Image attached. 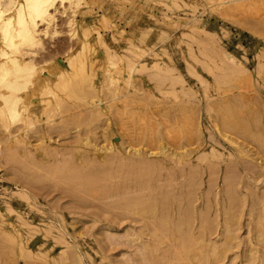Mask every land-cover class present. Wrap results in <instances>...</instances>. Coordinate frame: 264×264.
I'll use <instances>...</instances> for the list:
<instances>
[{"label":"rangeland","instance_id":"374dc122","mask_svg":"<svg viewBox=\"0 0 264 264\" xmlns=\"http://www.w3.org/2000/svg\"><path fill=\"white\" fill-rule=\"evenodd\" d=\"M85 1H86L87 5H84L86 3H83L81 5L82 15L78 16V20L81 21L82 24L85 25L86 27H92V28L95 27V29H96V26H98L96 31L98 33H100L101 37L103 38L104 44H106V45L108 44L107 46L112 48V50L116 51L118 54L122 52L121 54L124 55V56L122 55L123 58H125V54H126V56L131 55V54L129 55L130 52L125 51V50H127L126 48L131 47V43L133 44L135 42L134 45H137V46H140V45L144 46V47L148 46L152 51L150 53L151 56L148 55L145 57V63H147V66L150 67L153 64L152 63L153 61L159 60L158 62L160 63V65L162 67L163 66L166 67L167 64L169 67L170 66L172 67V65H173L174 67L172 68V70L176 69L180 77L176 76L177 75L176 70L173 71V74L171 72V74H172V75L170 74L171 76L167 75L165 73L163 74V72H162V74L165 75V77L167 78L166 81L168 80L167 81L168 86L171 88L170 89L168 87V90L166 89L165 91H168V93L171 92L172 94L174 93L173 95L170 93L169 95L162 96V94H168V93H166V92H164V93L162 92V94L158 93L161 91L157 90V84H156L157 81L152 76H150L151 72H153V71L148 69V70H146V72L145 71L143 73L140 72L141 74H139V72H138L134 75V82L135 83H133V86L135 85L134 86L135 89L133 87V91L134 90L135 91L133 92L132 89H130V91H132V93H130L129 95L132 99L128 100V102L126 103L127 106L126 105L121 106V107L119 106L120 108H117V109L111 108V109L107 110L106 108H108L109 103L112 102V101H110L111 96L109 97V95H107V94H109L108 89H107L109 84L105 80V78L103 80V78H101L100 74L98 73V75L95 78V83L98 86H101V84H102L103 86L101 87L100 90L101 91L104 90L103 93L100 92V94H99V97L102 98V105H100V109L97 106H96V108L93 107V108L89 109L88 108L89 104H82L83 101H84V103H86L89 100V97H87L86 99L83 98V101L81 99H77L75 97L74 98L71 97L72 98L71 99V98L67 97L66 93L64 92L62 94V97H61L62 100L61 101H63V100H65V101L59 105L60 111L57 110L58 108H56V107L54 108V104H49L48 105L49 107L47 106V108H49V109L46 108L47 112L44 110H43V112H41V111L39 112L41 114V116H40V114H38L39 115L38 119H36V121H34L36 124H30L29 126L33 125V126H31V128L27 127L29 130L26 129V131H25L26 134H24L25 135L24 139H26V140L28 139V141L31 142L29 145L30 147L28 146V152L24 151L23 147H21L22 145H18L17 143H11L10 144L8 141H7V143L9 145L5 143V148H4L3 142H4V139L6 137V134H3L2 128L0 127V140H1L0 141L1 142L0 143V151L2 152V153L0 152L1 153L0 154V159H1L0 160V232H1V234H0L1 235V238H0L1 239L0 240V244H1L0 245V264H78V263L79 264H137V263L138 264H149V263L150 264L151 263L152 264H158V263L159 264H174V263L175 264H201L200 261H198V260L195 261L196 258H193L194 260L191 259L190 261H187V262H181V261L174 260V259L171 260L170 257L160 255V254L164 253V251H165L164 248L167 247L166 249L168 250V249H170V247L171 248L176 247V245L178 244V241L175 238L174 234H170V232H169L167 235L168 237L161 238V240H162L161 243H160V241H157V240L155 241L154 237H153L154 240L151 239L152 238L151 236H153L152 234L154 233V229L152 227V223L149 221L150 219H148L149 218L148 214H144L145 215L144 216L143 214L139 215V214H134V213L129 214L128 212H126V213L123 212V214H124L123 215L122 211L121 210L119 211L118 208H116V206L118 204L116 202V200L117 201L120 200V197L118 199V197L115 196L117 190L116 189L114 190L112 188L114 187L115 183L120 181L121 178L125 179L127 177L132 178V179H134V181L135 180L136 181L134 182L133 180L127 179V181L125 182V186L122 187L121 189H119V191L121 193H124L125 190H126V192L127 191L130 192V193L129 192L128 193L131 195H129L128 193L125 192L128 195V196H125L126 194L124 193L125 197H129V196L131 197L132 194H133V196H135V194H136L134 192L135 188H140V187L146 188L147 187L146 185L149 186V183L146 184L148 181L150 182V185H151V183H153L152 184L153 187L155 186V188H157V187L162 186V189L164 187L165 190L166 189L170 190L169 195H172V194L175 196L178 195L177 197H179V198L181 197V193L184 191L185 192L189 191L191 194L193 193L191 195V197H192L191 205L193 204L192 205L193 211L195 210L196 212H198L199 209L202 212L204 211L203 213L204 214L207 213L206 216L208 217V219L210 217L214 216L213 218L209 219V221H212L213 223L210 222V224H212L211 228L208 231H205L204 238L206 240L208 238L207 236H209V238L206 241L207 242L206 245L211 247V245L213 243L212 246L215 245L217 248L216 249L217 253L218 254L220 253V254H219L218 259L211 261L210 264L211 263L212 264H255V263L256 264L257 263L264 264V240H262V239L260 240L261 237L259 235L261 232L260 231L261 229H262V231H264V226H262V224H264V175H262V174H264V154H262V152H264V144H262V142H264V141H262V140H264V82H262V81H264V78H262V77H264V69L258 70L261 68L260 67L261 63H262V65H264V9H262V8H264V2H262V0H256L255 3L253 2L254 4H253V9L251 10V13L254 12L257 16H254L253 13L250 14L248 12L249 14L248 13L241 14V16L239 18L230 17L231 19H229V21H230L229 22L228 21L229 17H227V15L223 16L224 13H223L222 9H220V7H218V6H217L218 9L216 8V6H214V7L211 6V3L207 2L208 0H204V1L203 0H185L184 3H186V5H183V6L181 5V3L184 0H182V1H179V0H132V1L131 0H85ZM121 1H123V2H121ZM171 1H173V3L176 1V5H175V3H174V5L177 8H174V5H171V4H173V3H171ZM191 1H192V3H191ZM249 1H253V0H249ZM257 1H260V3H258ZM95 2H96V4H95ZM193 4H195V5H193ZM209 4L211 7H209ZM181 6H182V8H181ZM184 6H187V7H184ZM259 6L262 10L259 8ZM189 7H190V9H189ZM192 7L195 8L196 10H192L191 9ZM213 9L214 10L216 9L217 11L216 10L214 11ZM124 10H126V11H124ZM259 10H261V13ZM96 15H98V16H96ZM101 15L102 16L104 15V18H105L104 20L100 19V17H102ZM167 16L169 18H167ZM192 16L195 19H193ZM96 17H98L99 19H97ZM106 18H108L110 20H108ZM176 18H178L179 20ZM96 19H97V21H96ZM174 19H175V21H173ZM196 19L199 21H197ZM93 20H95V21H93ZM194 20L196 22H194ZM237 21H239L241 24ZM97 22H99L100 25ZM173 24L175 27L173 26ZM176 24H178V25H176ZM194 24L197 25V28L193 26L194 28H196L195 30L192 28V25H194ZM190 25H191V27H189ZM105 26H106V29H105ZM200 26H204L203 27L204 29H202V27L200 28ZM107 27H108V29H107ZM176 27L177 28L179 27L180 29H177ZM183 27H186V28L189 27L188 28L189 31H188V29H186V28L184 29ZM181 28H183V30ZM191 28H192V30H191ZM199 28H200V30L201 29L202 30L199 31L198 30ZM221 28H222V30H221ZM110 29H114V30H110ZM121 29H123V30H121ZM223 29L226 32H224ZM57 30L59 33L55 36L54 39H52V40L45 39V41L43 42L44 44L42 46V52L41 53L39 52V54L37 55V58H35V64H37V66H40L38 64L53 60V62H55L60 67L66 68L67 64L64 60L65 56L70 52H72V53L76 52L79 45L76 41L77 39L69 38L68 32L66 33L67 27L65 25V18L58 17ZM193 30H194V32L197 30V32L199 31V33L204 30L206 32L204 37H205V39H208V40H204V37L202 34L204 31L202 33H200V35H199V33L195 34L194 32H191ZM102 31H103V33H101ZM188 32H190L192 34L189 33L190 34L189 35ZM223 32H224V35H223ZM90 33L91 34L93 33L92 35H94L96 32L95 31L92 32V30H91ZM111 33L113 34V36ZM183 33H185V34L187 33V34L184 36ZM207 33H210L212 35H210V34L207 35ZM197 35H199V36H197ZM194 36H196L197 40L194 38ZM209 36H210V38H208ZM114 37L116 39L120 38V40L116 41ZM198 38L200 40H198ZM127 39H128V42H127ZM191 39L192 40L195 39V41H197L199 44L200 43L203 44L202 45L203 47L201 46L203 49H205L204 45L206 47H208V45H209L208 49L211 52V54H212V51H213V53L215 52V50H213V48H217V49L218 48H220V49L224 48L225 51L231 52V54H233L236 58L240 59V61L243 62V64L246 66V68H248L247 69L248 73H250L249 74L250 75V82L252 81L250 83L252 85H249L250 90L246 87V89H243V91L241 90L242 94H239L238 90L236 91V89H234V87L233 88L232 87L231 88H225L226 86H224V88H222V84L219 81H217V84L214 83V82H216L215 78H217V77L215 76V78H213L215 80H213L212 77L214 75L210 77L211 73L208 74L207 73L208 71H204L203 68L205 66L200 63V60H198V61L196 60L198 58H200V59L204 58V57H202V55H200L201 51L200 52L198 51V48H200L201 44L199 45L198 43L192 41ZM184 40H186V41H184ZM187 42H190V44ZM71 45H73V46H71ZM188 45H190V47L193 48L194 53H193V51H191L190 53H192L193 55L195 54L194 57H192V60L194 62L197 61V63H194L192 60H190L191 56L187 55V54H189V53H187V52H189L188 48L191 49ZM43 47L46 50H43L44 49ZM123 48H125L124 51H123ZM68 49H70V50H68ZM208 49H206V50H208ZM67 50H68V53H67ZM91 50L87 49V51L86 50L84 51L85 53L82 54L84 56V58H86V59H88L90 57L91 58H93V57L98 58L99 56L102 55L101 57H103V55H104L103 45L94 44L93 49H91ZM94 50L96 53L94 52ZM153 51H154L155 55L153 54ZM160 52H164V53H160ZM197 52H199L200 56L198 55ZM121 54H119V55H121ZM164 54L167 55V57ZM215 54L216 53H214V55ZM97 55H99V56H97ZM87 56H89V57H87ZM155 56H158V57H155ZM159 56H160V58H159ZM195 56L197 58H195ZM167 58H169L170 60H168ZM98 59H100V57ZM162 60H163V62H162ZM257 61H258V64H257ZM187 62L189 63V65H187L188 64ZM200 64L203 65L204 67L199 66ZM188 66L189 67L192 66L194 68V70L192 69V71H191V72L194 71L195 72L194 74H192L191 72L187 73L188 71H190V68ZM86 67H87V65H86ZM170 68H169V70H170ZM256 68H258V69H256ZM262 68H264V66H262ZM185 69H187V70H185ZM257 72H259V73L262 72V73L259 74ZM77 74H79V73H77ZM69 75H74V74L70 73ZM77 76L81 77V75H77ZM77 76L74 75V78H72V81H77ZM80 77H79V80H81ZM176 77H179L182 81L184 80L183 85H184V87L186 86V89L191 88L194 91L193 92L191 90V92H193L195 94L194 95V98H195L194 101L188 100V97L184 94V91L181 90V88H179L180 84L176 83L177 82ZM138 78H139V80H138ZM196 79H198V80H196ZM200 79H203V80L205 79L207 81V83H205V80H204L205 86L202 84L203 80L200 81ZM136 85L138 88L136 87ZM206 85L208 87V88H206L207 90L204 89L206 87ZM106 86H107V88H105ZM102 88H105V89H102ZM200 88H202V89H200ZM215 88H217V89H215ZM175 89H177V91L179 93ZM172 90H173V92H172ZM180 90L182 91V93H180ZM222 90L229 91L228 93L230 95L227 96L228 94ZM244 90L247 93H245ZM143 91H145V92H143ZM221 91L223 93H221ZM105 92H107V93L105 94ZM203 92H204V94H203ZM243 92H244V95H243ZM135 93H137V94H135ZM176 93L178 94V96ZM231 93L233 96L231 95ZM134 94H135V96H133ZM201 94H203V97ZM216 94H218V95H216ZM247 94H249L248 95L249 97L247 96ZM143 95L146 97H144ZM237 95L239 97L243 95L244 97H242L243 99L242 98L240 99L238 97L239 98L238 99ZM138 96H140V97H138ZM212 96H214V97H212ZM230 96H232V97H230ZM163 97H165V98H163ZM207 97L209 99H206ZM133 98H135V99H133ZM136 98H138V99L136 100ZM159 98H160V100H158ZM175 98H176V100H175ZM185 98H186V100H185ZM196 98H197V100H196ZM213 98L215 100H213ZM223 98L225 99V101L227 100L228 102L231 101L232 99H234V101L237 102L236 105L238 106V108L236 105H232L230 115H232V118L236 119V121H238L240 124L242 123V125H246V128H245V129H247V130H245L246 132L244 130L238 129L237 125H235V128H237L235 130H238V132L234 131V129H233L232 131L230 130L231 132L228 131V132H230L229 134L227 131H225L223 128H221V125L219 124V120L217 118V110H218L217 107H219L218 105H221L222 102H225ZM236 98H237V100H236ZM152 99H154V100H152ZM203 99H205V100H203ZM221 99H223V100H221ZM183 100H184V102H183ZM154 101L156 104H154ZM187 101H188V103H187ZM204 101H206V102H204ZM244 101H246V102H244ZM130 102H131V104H130ZM163 102H165V103H163ZM104 104H106V105H104ZM148 104L150 106H152L153 108L148 106ZM197 104H198V106H197ZM141 105L143 106V108L145 106V108L143 109ZM183 106H184V108H183ZM210 106L211 107L213 106V108L215 109L214 112H213V108H210ZM140 107H141V111H137V109H140ZM196 107H198V108L196 109ZM205 107H206V111H205ZM50 108H51V112H50ZM193 108L195 109V111H193ZM88 109H89V111H88ZM92 109H93V111H92ZM135 109H136V111H135ZM157 109H158V111H157ZM162 109H163V111H162ZM198 109H199V111H198ZM52 111H53V113H52ZM130 111L132 114L130 113ZM182 111H183V113H182ZM187 111H188V113H186ZM234 111L236 112V114L239 113L236 118H235L236 114L234 115V113H235ZM249 111L251 113H249ZM138 112H140L139 113L140 115H138ZM45 113H47V114H45ZM48 113H49V116H48ZM112 113H114V114L112 115ZM166 113H168V115ZM98 114H100V115H98ZM142 114L144 115V117ZM46 115H47V118H46ZM50 115H52L53 117L50 118L51 117ZM131 115H133V116H131ZM146 115L147 116L149 115V116L146 117ZM163 115L165 117H163ZM166 115H167V117H166ZM186 115H188V116H186ZM248 115H250V116L248 117ZM59 116H61V117H59ZM118 117H120V118H118ZM186 117H189V118L186 119ZM251 117H253V118H251ZM145 118H146V120H145ZM182 118L186 119L188 121L192 120L194 118L196 120L198 119L197 121L195 120L196 128L198 126V128H197L198 130L194 129L197 132L193 130V132H196V133H193V135L191 133L190 134L191 136L187 139H186L185 135H184L185 138L182 137L183 133H178V134H176V138L173 139L174 141L172 139H170V140L167 139V141H166V138L164 136V132H165L164 129H168L167 127H170V128H173L172 130L169 129L171 132L177 133L179 131L178 128H180V127L183 128L185 120L181 121V120H183ZM97 119H99L100 121ZM129 119H131V120H129ZM150 119H151V121H150ZM256 119H258V120H256ZM132 120L134 122H130ZM165 120H166V122H165ZM241 120H242V122H241ZM58 121H59V124H57ZM115 121H118V122H115ZM254 121H256V122H254ZM144 122H145V125L148 122V126H150L152 129L148 128L147 125H146L147 126L146 127L143 124ZM247 122H248V124H246ZM53 123H55V124H53ZM150 123H151V125H150ZM119 124H121L122 126ZM134 124H135V126H134ZM152 124H153V126H152ZM178 124H180V125H178ZM0 125H1V123H0ZM53 125H54V127H53ZM58 125H62V126H58ZM85 125H87V126H85ZM131 125H132L133 129L131 128ZM20 127L22 128V126H20V125L14 126L13 132L17 133V131H19L18 128L20 129ZM238 127H240V126L238 125ZM39 128H41V129H39ZM174 128H177L178 130L174 129ZM55 129H57V130H55ZM139 129L141 131H143L144 133H146V132L148 133L151 129V132L152 133L154 132L156 134L155 135L153 133L155 135V138L158 140L157 141L155 139L156 141L154 140L150 144H146V140L144 139L145 142H143L141 140L142 142L137 143L138 144L137 146H138V148L141 149L140 152L142 153V154H140V156L143 155V153H144V155L141 157L135 156V154L132 152L131 146H133V145H131V144H133V143H131V142H133L134 137L130 138L135 134V130L138 131ZM128 130L131 132H129ZM10 132H12V129L10 130ZM257 132H259V133H257ZM157 133H159L161 136L160 135L157 136L158 135ZM234 133L236 134V136ZM250 133H251V135H250ZM11 134H13V133H11ZM129 134H131V135H129ZM38 135H40V136H38ZM249 135H250V137H249ZM239 136H241V137H239ZM257 136H259V137L262 136V137H260L261 138V144H259L260 138L258 139ZM177 137H178V140H180V141L177 140ZM226 137H227V139H226ZM255 138H257L258 140ZM86 139H87V142L89 141L90 143H85ZM228 139H232V141L234 140L232 142V146H231L230 141ZM74 140H76L77 142ZM175 140H177L176 143H174ZM126 141H128L129 143ZM170 141H173V142L171 143ZM183 142L185 144H182ZM36 144H38V145H36ZM40 144H41V147H40ZM88 144H91V145H93V144H98V145L105 144L108 146L109 145L113 146V149L109 153V155L115 156L116 158L118 157V159L120 161L119 163H121V164H116V165L113 164V165H115V169H114L113 165H111V166L103 165L102 166L103 171H101V170L100 171H92L90 173H88L89 172L88 171L87 175H90L92 177H91V179H84L85 181L83 183V186H84V188H87L88 186H90V183H91L90 180L94 181L93 182L94 185H92V187L91 186L88 187L90 189H88V188L84 189V188H80L81 186H79V183H78V180L83 182V180H82L83 178L81 176L74 175L76 177L75 180H77V181L73 182L74 183V185H73V183L71 181V179H73L72 178L73 175L71 174V176H70V175L66 174V172L70 174V172L67 171L68 167H70V169L73 168L74 170L75 169H78V170L82 169L83 170L84 168L89 167V166L94 164V162L88 161L86 159L83 160L84 162L83 161L79 162L80 161L79 156L77 157L76 155H74V153L78 149V147L84 149V152L87 151V149L89 147ZM161 144H165V145H167V147L170 146L169 150L173 151V152H175V150H176V152H183V150L188 151L187 152L188 154H186V155H187V158L189 156L190 157L187 159L186 155H185V158H182L183 161H182V159H180L179 161H176V160L170 161L169 160V161H167V163H165L161 166L153 167L152 170H150V172H148V174L150 173L149 179H147L148 178L147 173H145L143 170H141V168L139 166H132L133 168L125 166V165H128V164H126V162H128V159H131V158H133L131 160H140V159L144 160L145 159L144 161L147 160V162H149V163H153L154 161H155V163L159 162L160 157L157 155H150L149 151L151 150V148H153V147L155 148V145H156V148L152 149V150H153V152L156 151V153H158L159 151H157V147H159ZM177 144H179V145H177ZM180 144L183 145V147ZM188 144H190V145H188ZM79 145H83V146H79ZM176 145L181 148V151H180L179 147H177ZM233 145L235 148H236V146H237V148H239L238 149L239 152L242 150L240 152V153H242V155L239 152L234 150L235 148H233ZM258 145H260L261 147H259ZM6 146H9V147H6ZM18 146L22 149L18 148ZM44 146H45V148H44ZM13 147H14V149H13ZM16 147H17L18 151L15 149ZM52 147H54V149ZM64 147H65V149H64ZM175 147H176V149H175ZM3 148H4V150L6 149V151L3 152L2 151ZM62 148H63V150H62ZM21 151H24V152L21 153ZM212 151H214V152L212 153ZM216 151L219 152V155H217L218 152H216ZM243 152L245 153L244 156H243ZM5 153H7V154H5ZM8 153H9V155H8ZM198 153H200L201 155ZM210 153L213 154L214 156L211 155ZM113 154H115V155H113ZM220 154H221V156H220ZM237 154H240V155H237ZM67 155H69V156H67ZM231 155H232V157H230ZM3 156H4V158H3ZM6 156H8V157H6ZM18 156H20V157H18ZM64 156H65V158H64ZM73 156H74V158H73ZM212 156L214 159L212 158ZM247 156L249 158L252 156L250 158L251 160ZM27 157H29V158L27 159ZM67 157H69V159L71 158V160L69 161V159ZM18 158H19V160H17V162H18L17 163L16 159H18ZM125 158L127 161H125ZM200 158L202 160H200ZM5 159H6V161H5ZM156 160H158V161H156ZM199 161H200V163H199ZM256 161H257V164H256ZM69 162H71V163H69ZM90 162H92V163H90ZM77 163H78V165H76ZM122 163H124V164H122ZM213 163H215V164H213ZM206 164H207V166H206ZM248 164L251 166H249ZM259 164H260V166H259ZM26 165H28L29 167L27 168ZM85 165H87V166H85ZM117 165H119V166H117ZM176 165H178L179 168ZM188 165H190L192 167L194 166L193 169H196V170L192 169L191 173L189 171H185L186 168L188 170V167H190ZM211 165L213 166L212 168H210ZM234 165H235V167H234ZM64 166H67V167H64ZM228 166H229V169H227ZM256 166L259 168H256ZM40 167H42V168H40ZM137 168L139 169V170H137L138 173L136 171ZM23 169H24V172H23ZM25 169H26V171H25ZM40 169H42V170H40ZM63 169L65 170V172H63L64 171ZM112 169H114V170H112ZM122 169L125 171H123ZM165 170L167 171V173L165 172ZM202 170H203V172H202ZM37 171H39L38 175H37ZM259 171H261V172H259ZM12 172H13V174H12ZM94 172H95V174H94ZM156 172H158V173H156ZM151 173H153L152 174L153 177H151L152 176ZM210 173H212L214 175H211ZM233 173H234V176H233ZM46 174L49 176H46ZM54 174H56V175H54ZM154 174H155V176H154ZM25 175H27V176H25ZM32 175H34V176H32ZM52 175H54V176H52ZM171 175H173L175 177H173V176L171 177ZM50 176H52V177H50ZM66 176L68 178H71V179L66 181V179H65ZM139 176H140V178H139ZM228 176H229V178H227ZM231 177H233V178H231ZM116 178H118L117 179L118 181L116 180ZM183 178L184 179L186 178L187 180L186 179L184 180ZM27 179H28V181H27ZM154 179H156V180L154 181ZM199 179H200V182H199ZM228 179H229V181H228ZM62 180H63V182L61 183ZM86 180H89V181L87 182ZM109 180H111L112 182ZM137 180H139V181L137 182ZM170 181H172V182L170 183ZM186 181L190 185H188V184L186 185ZM223 181L225 182V184ZM233 181H234V183H233ZM142 182L144 185L140 184ZM167 182H169V183H167ZM173 182H175V183H173ZM184 182H185V184H184ZM197 182H199V185L197 184ZM174 184H175V187H174ZM227 184H229L233 188V190H234L233 192L235 193L236 200L240 198L239 201H240V205H241L240 206L239 202H237V205H236L235 210H234V216L232 218L233 221H231V223H232V225H231L232 229H231V233H230V235H232L231 237H230V235L228 237V234H226V231H225V227H222V225L224 226V223H225L224 221L226 220V218L230 214V213H228V215H227L225 212V209H224V207L227 205V200H228L227 195L224 193V189H226L225 186H227ZM75 185H77V186H75ZM177 186L179 188H177ZM183 186L185 189L183 188ZM20 187L23 188L25 191L27 190L26 192L28 195V198H27L28 201L25 199L22 200L23 197L22 198L18 197V195H19L18 191L21 189ZM186 187H190L191 189L188 188V190H187ZM79 189H83V191L82 190L79 191ZM180 189H182V190H180ZM85 190H88V192H86ZM104 190H106V191L108 190V191H110V193H108V191H107V193H108L107 194L106 191H104ZM123 190H124V192H123ZM173 190H175V191H173ZM247 190H248V192H247ZM177 191H179L180 193ZM206 191H208V192H206ZM15 192H17L18 194ZM102 192H104V193H102ZM113 192H115V193H113ZM178 193L180 194V196ZM203 193L205 196L203 195ZM111 194H113V195H111ZM4 196H6V197H4ZM112 198H113V200H112ZM194 199H196L197 202ZM204 201L206 202V204ZM221 203L223 204V206ZM205 205H206V207H205ZM208 207H209V209H208ZM210 208H211V210H210ZM117 210H118V212H117ZM113 211H115V212H113ZM214 211H215V213H214ZM221 211H222V213H221ZM134 215H135V217H133ZM147 216H148V218H147ZM143 218H145V220H143ZM213 219H215V220L213 221ZM261 219H262V221H261ZM217 220H218V222H217ZM19 222H21V223H19ZM254 223H256V224H254ZM24 224H26V225L24 226ZM145 224H146V226H145ZM251 224H252V226H251ZM28 225L30 226L29 228L27 227ZM33 225H34V228H33ZM191 225L193 226V227L191 226L193 233L195 231L201 233V229L198 228L197 220L194 219V221H192ZM46 226H48V227H46ZM110 226H111V228H110ZM214 226H215V228H214ZM146 227H147V229H146ZM257 227H259V228H257ZM211 229H213V230H211ZM107 231H109V232H107ZM124 231H127V232H124ZM131 233H132V235H131ZM104 234L107 236H105ZM117 235H119V236H117ZM120 235H121V237H120ZM224 235H226V236H224ZM5 236H6V238H5ZM11 237H13V238H11ZM127 237H130V238H127ZM137 238L139 239V241ZM55 239H57V241H59V242H57ZM145 239H146V243H148L147 241L149 240V244L151 243L150 247L152 249L155 248V250L154 249H153V251L150 250L151 252L147 251L148 255L145 256L146 258H143L144 255H142V253L139 252V249H140L139 246H141L140 244L143 243V241L145 242ZM13 240H15V241H13ZM19 240L22 241L21 247L19 246V243H18ZM139 242H141V243L139 244ZM165 242H166V244H165ZM58 243H60V244H58ZM157 243H158V245H157ZM216 243H217V245H216ZM197 245L199 246V244H197ZM197 245H193V247H195V248H191V249H196V248L197 249L194 251L191 250L190 252H193V253L196 252L200 248V247L198 248ZM158 246H160V247H158ZM23 247H24V250H23ZM40 248H42V249H40ZM162 249H163V252H161ZM218 250H222V251L219 252ZM221 252H223V253H221ZM193 253H189V254H193ZM149 254H150V256H149ZM26 255L28 256L27 258H26ZM43 255H44V257H43ZM140 257H141V259H140ZM165 257H166V259H165ZM24 258H26L25 261L23 260ZM79 258H81V259H79ZM219 258H220V261H219ZM147 259H149L151 261H149ZM249 259H250V261H249ZM143 261H145V263ZM165 261H167V262L165 263ZM179 262H181V263H179Z\"/></svg>","mask_w":264,"mask_h":264},{"label":"bare ground","instance_id":"6f19581e","mask_svg":"<svg viewBox=\"0 0 264 264\" xmlns=\"http://www.w3.org/2000/svg\"><path fill=\"white\" fill-rule=\"evenodd\" d=\"M132 1V0H131ZM179 1H182V0H179ZM204 1V0H203ZM105 2V1H104ZM121 2H123V1H121ZM185 2V0L181 3V5L183 6V5H186V3H184ZM208 3H211V6H216V8L218 9V7H220V9H222V11H223V16H225V15H227V17H229L228 18V21H229V19H231L230 17H232V18H239L240 16H241V14H245V13H250V14H252L253 13V15L254 16H257L254 12H252L251 13V10L253 9V4L256 2V0H253V1H247V0H208L207 1ZM254 2V3H253ZM258 3H260V1H257ZM262 2H264V0H262ZM83 3H86V1L85 0H0V123H1V125H0V127L2 128V131H3V134H6V137H5V139H4V144H3V146H4V148H5V143L6 144H8L7 143V141L11 144V143H17L18 145H22L21 147H23V149H24V151H27L28 152V146L30 145V141H28V139L26 140V139H24L25 138V135L24 134H26V129L27 130H29L27 127H30L31 128V126H33V125H31V126H29L30 124H36L34 121H36V119H38V114H40L39 112L41 111V112H43V110L44 111H46V108H47V106L49 105V104H54V108L56 107V108H58L57 110L58 111H60V108H59V105L62 103V102H64L65 100H63V101H61L62 99H61V97H62V94L65 92L66 93V95H67V97H69V98H71V97H75V98H77V99H81L82 101H83V98L84 99H86L87 97H89V100L86 102V103H84V101H83V103L82 104H89V106H88V108L89 109H91V108H96V106L100 109V105H102V98H100L99 97V94H100V92H102L103 93V91L104 90H100L101 89V87L103 86L102 84H101V86H98L96 83H95V78H96V76L98 75V73L100 74V76H101V78H103V80H104V78H105V80L108 82V88H107V86L105 87V88H107L108 89V93L109 94H107V95H109V97L111 96V99H110V101H112L111 103H109V105H108V108H106L107 110L108 109H111V108H114V109H117V108H120L121 106H125L126 105V103L128 102V100H130V99H132L131 97H130V93H132V91H133V87L135 86H133V83H135L134 82V75L136 74V73H138L139 72V74H141L140 72H146V70H148V69H150V70H152L153 72H151V74H150V76H152L157 82H156V84H157V90L158 91H161V92H158V93H161L162 94V92L164 93V92H166V93H168V91H165L166 89L168 90V84H167V81H166V77H165V75H163L164 73L165 74H167V75H170L171 74V72H172V74H173V71H175V70H172V68L174 67L173 65H172V67L170 68L169 66H168V64L166 65V67L165 66H161L160 65V63L157 61V60H155V61H153L152 63V65L149 67V66H147V63H145V57L146 56H148V55H150V53H151V49L149 48H147V47H144V46H137V45H134V43L132 44L131 43V47H129V48H126L127 50H125V51H128V52H130L129 53V55L130 56H126V54H125V58H123V54H121V53H119V54H121V55H119L116 51H113L112 50V48H110V47H108L106 44H104V42H103V38L101 37V35H100V33H98L97 31H96V29H97V27L98 26H96V29H95V27H86L85 25H83L82 24V22L81 21H79L78 20V16H81L82 15V9H81V5L83 4ZM102 3V2H101ZM171 3H173V1H171ZM175 3V5H176V1L174 2ZM174 3L173 4H171V5H174ZM191 3H192V1H191ZM95 4H96V2H95ZM161 4V3H160ZM178 4V3H177ZM189 4V3H188ZM187 4V5H188ZM84 5H87V3L86 4H84ZM103 5V4H102ZM175 5H174V8H177V7H175ZM193 5H195V4H193ZM192 5V6H193ZM208 5V4H207ZM261 5V4H260ZM99 6V5H98ZM178 6V5H177ZM182 6H181V8H182ZM199 6V5H198ZM210 6V4H209V7H211ZM218 6V7H217ZM105 7V6H104ZM108 7V6H107ZM121 7V6H120ZM180 7V6H179ZM184 7H187V6H184ZM200 7V6H199ZM208 7V8H209ZM262 7V6H261ZM122 8V7H121ZM170 8V7H169ZM201 8V7H200ZM259 8H260V6H259ZM91 9V8H90ZM109 9V8H108ZM171 9V8H170ZM189 9H190V7H189ZM192 10H196L195 8H191ZM212 9V8H211ZM261 9V8H260ZM262 9H264V8H262ZM261 9V10H262ZM214 10V9H213ZM216 10V9H215ZM214 10V11H215ZM261 10H259L260 11V13H261ZM124 11H126V10H124ZM204 11V10H203ZM217 11V10H216ZM170 12V11H169ZM191 12V11H190ZM193 12V11H192ZM200 12V11H199ZM198 13V12H197ZM196 13V14H197ZM248 13V14H249ZM98 14V13H97ZM102 14V13H101ZM193 14V13H192ZM199 14V13H198ZM150 15V14H149ZM171 15V14H170ZM173 15V14H172ZM252 15V16H253ZM92 16V15H91ZM96 16H98V15H96ZM102 16V15H101ZM177 16V15H176ZM186 16V15H185ZM250 16V15H249ZM261 16V15H260ZM58 17H61V18H65V25H66V27H67V31H66V33L68 32V34H69V38H74V39H77L76 41H77V43H78V48H77V50H76V52L75 53H72V52H70V53H68V50H70V49H68L67 50V55L65 56V58H64V60H65V62H66V64H67V66H66V68H63V67H60L59 65H57L55 62H53V60H51V61H46V62H44V63H41V64H38V65H40V66H37V64H35V58H37V55L39 54V52L41 53L42 52V46H43V42L45 41V39H50V40H52V39H54L55 38V36L59 33L58 32V30H57V20H58ZM86 17V16H85ZM182 17V16H181ZM187 17V16H186ZM195 17V16H194ZM220 17V16H219ZM97 19H99L98 17H96ZM167 18H169L168 16H167ZM188 18V17H187ZM192 18H193V16H192ZM225 18V17H224ZM97 19H96V21H97ZM100 19H102V20H104L105 18H104V15L102 16V17H100ZM106 19H108V18H106ZM171 19V18H170ZM176 19H178V18H176ZM193 19H195V18H193ZM243 19V18H242ZM64 20V19H63ZM101 20V21H102ZM108 20H110V19H108ZM124 20V19H123ZM179 20V19H178ZM181 20V19H180ZM197 20V19H196ZM93 21H95V20H93ZM100 21V22H101ZM171 21V20H170ZM173 21H175V19L173 20ZM177 21V20H176ZM197 21H199V20H197ZM242 21V20H241ZM85 22V21H84ZM181 22V21H180ZM187 22V21H186ZM194 22H196L195 20H194ZM230 22V21H229ZM232 22V21H231ZM237 22H239V21H237ZM243 22V21H242ZM64 23V22H63ZM97 23H99V22H97ZM109 23V22H108ZM116 23V22H115ZM172 23V22H171ZM175 23V22H174ZM240 23V22H239ZM92 24V23H91ZM241 24V23H240ZM256 24V23H255ZM98 25V24H97ZM99 25H100V23H99ZM107 25V24H106ZM114 25V24H113ZM176 25H178V24H176ZM180 25V24H179ZM184 25V24H183ZM187 25V24H186ZM90 26V25H89ZM93 26V25H92ZM95 26V25H94ZM173 26H174V24H173ZM196 27L197 28V25L196 24H194V25H192V28L195 30L196 28H194V27ZM102 27V26H101ZM110 27V26H109ZM175 27V26H174ZM189 27H191V25L189 26ZM188 27V28H189ZM202 27V29H204L203 27L204 26H200V28ZM103 28V27H102ZM114 28V27H113ZM124 28V27H123ZM177 28V27H176ZM184 29L186 28V27H183ZM183 28H181L182 30H183ZM188 28H186V29H188ZM192 28H191V30H192ZM200 28L198 29L199 31H201L200 30ZM105 29H106V26H105ZM107 29H108V27H107ZM177 29H180L179 27L177 28ZM92 30V32L93 31H95L96 33L94 34V35H92L91 33H90V31ZM110 30H114V29H110ZM121 30H123V29H121ZM194 30L193 31H191V32H194ZM220 30V29H219ZM221 30H222V28H221ZM99 31V30H98ZM186 31V30H185ZM188 31H189V29H188ZM199 31L197 32V30L194 32L195 34H198L199 33ZM204 31V30H203ZM202 31V32H203ZM223 31H224V29H223ZM125 32V31H124ZM150 32V31H149ZM183 32V31H182ZM202 32H200V33H202ZM205 32V31H204ZM202 33L203 34V37H204V35L206 34V32L205 33ZM208 32V31H207ZM224 32H226V31H224ZM224 32H223V35H224ZM101 33H103V31L101 32ZM190 32H188V34H189ZM193 33V34H194ZM200 33H199V35H200ZM97 34V35H96ZM112 34V33H111ZM127 34V33H126ZM184 34V36L187 34H185V33H183ZM182 34V35H183ZM190 34H192V33H190ZM189 34V35H190ZM210 33H207V35H209ZM215 34V33H214ZM226 34V33H225ZM119 35V34H118ZM199 35H197V36H199ZM206 35V36H207ZM210 35H212V34H210ZM112 36H113V34H112ZM132 36V35H131ZM121 37V36H120ZM187 37V36H186ZM202 37V36H201ZM113 38V37H112ZM115 38V37H114ZM188 38V37H187ZM193 38V37H192ZM194 38L196 39V36H194ZM207 38V37H206ZM208 38H210V36L208 37ZM217 38V37H216ZM73 39V40H74ZM129 39V38H128ZM128 39H127V42H128ZM195 39H191L192 41H194V42H196V43H198L197 41H195ZM202 39V38H201ZM115 40L117 41V40H120V38H118V39H116L115 38ZM197 40V39H196ZM198 40H200L199 38H198ZM203 40V39H202ZM204 40H208V39H205V37H204ZM203 40V41H204ZM75 41V40H74ZM132 41V40H131ZM184 41H186V40H184ZM215 41V40H214ZM219 41V40H218ZM181 42V41H180ZM206 42V41H205ZM187 43H189L190 44V42H187ZM193 43V42H192ZM204 43V42H203ZM208 43V42H207ZM74 44V43H73ZM94 44H99V45H103V48H104V55H103V57H101V56H99V55H97V56H99L100 57V59H98L97 57H93V58H88V59H86V58H84V56L82 55L83 53H85L84 51L86 50L87 51V49L88 50H91V49H93V46H94ZM129 44V43H128ZM140 44V43H139ZM194 44V43H193ZM199 44V43H198ZM201 44V43H200ZM199 44V45H200ZM110 45V44H109ZM112 45V44H111ZM203 44H201L200 45V48H198V51L201 53L200 55H202V57H204L202 60L200 59V58H198V59H196L197 61L198 60H200V63L201 64H203V65H199V66H201V67H204L203 68V70L204 71H208L207 73L208 74H210V77L211 76H213L212 77V79L213 78H215V76L217 77V78H215V79H213V80H215L216 82H214V83H216L217 84V81H219L221 84H222V88H224V86H226L225 88H233L234 87V89H236V91L238 90V93L239 94H242L241 92L243 91V89H246V87L249 89V85H252V84H250L251 82H250V73H248V71H247V69L248 68H246V66L243 64V62L242 61H240V59H238V58H236L233 54H231V52H227V51H225L224 50V48L221 50L220 48H213V50H215V52L214 53H216L215 55H214V53H213V51H212V54H211V52L209 51V49H208V47H209V45H208V47H206L205 45H204V47H205V49H203L202 46ZM213 45V44H212ZM218 45V44H217ZM71 46H73V45H71ZM189 47H190V45H188ZM187 46V47H188ZM202 46V47H201ZM219 46V45H218ZM217 46V47H218ZM70 47V46H69ZM102 47V46H101ZM199 47V46H198ZM212 47V46H211ZM216 47V46H215ZM44 48V47H43ZM71 48V47H70ZM73 48V47H72ZM125 48H123V51H124V49ZM162 48V47H161ZM191 48V47H190ZM202 48V49H201ZM206 49H208V50H206ZM211 49V48H210ZM217 49V50H216ZM43 50H46L45 48L43 49ZM96 50V49H95ZM95 50H94V52H95ZM166 50V49H165ZM164 50V51H165ZM196 50V49H195ZM212 50V49H211ZM92 51V50H91ZM188 51L189 52H187V53H189V54H187L188 56H191L190 58V60H192V57H194V55L192 54V53H190L191 51H193V48H191V49H189L188 48ZM197 51V50H196ZM66 52V51H65ZM199 52H197L198 53V55H199ZM46 53V52H45ZM96 53V52H95ZM98 53V52H97ZM126 53V52H125ZM160 53H164V52H160ZM166 53V52H165ZM193 53H194V51H193ZM66 54V53H65ZM93 54V53H92ZM99 54V53H98ZM153 54H154V51H153ZM193 56H192V55ZM123 55V56H122ZM155 55V54H154ZM153 55V56H154ZM165 55V54H164ZM199 55V56H200ZM151 56V55H150ZM149 56V57H150ZM166 57H167V55H165ZM243 56V55H242ZM262 56V55H261ZM87 57H89V56H87ZM155 57H158V56H155ZM241 57V56H240ZM256 57V56H255ZM42 58V57H41ZM159 58H160V56H159ZM195 58H197L196 56H195ZM125 59V60H124ZM156 59V58H155ZM158 59V58H157ZM168 60H170L169 58H167ZM245 59V58H244ZM243 59V60H244ZM258 59V58H257ZM261 59V58H260ZM61 60V59H60ZM195 60V59H194ZM41 61V60H40ZM161 61V60H160ZM193 61V60H192ZM197 61L196 62H194V63H197ZM203 63H202V62ZM246 61V60H245ZM259 61V60H258ZM258 61H257V64H258ZM162 62H163V60H162ZM186 62V61H185ZM64 63V62H63ZM188 63V62H187ZM186 63V64H187ZM199 63V62H198ZM165 64V63H164ZM86 65H87V67H86ZM187 65H189V63L187 64ZM186 65V66H187ZM261 65H262V63H261ZM260 65V69H258V68H256V69H258V70H261V69H264V68H262V66H264V65H262L261 66ZM170 68V70H169V68ZM189 67V66H188ZM192 67V66H191ZM189 67L190 68V71H186L187 73H189V72H191L192 71V69L194 70V68L192 67ZM186 68V67H185ZM255 69V68H254ZM185 70H187V69H185ZM257 70V71H258ZM162 72H163V74H162ZM176 72H177V70H176ZM74 74V75H81V77L80 76H77V81H72V78H74V75H69V74ZM77 73H79V74H77ZM192 74H194L195 72L193 71V72H191ZM206 73V74H207ZM257 73H259V72H257ZM262 73V72H261ZM261 73H259V74H261ZM171 74V75H172ZM258 74V75H259ZM166 75V76H167ZM170 75V76H171ZM196 75V74H195ZM256 75V74H255ZM175 76V75H174ZM176 76H179V74H178V72H177V75ZM198 76V75H197ZM261 76V75H260ZM79 77H80V79L81 80H79ZM180 77V76H179ZM179 77H176V83H179L180 84V86H179V88H181V90H183L184 91V94L188 97V100H192V101H194V91L191 89V88H188V89H186V86L184 87V80L182 81ZM196 77V76H195ZM201 77V76H200ZM182 78V77H181ZM262 78H264V77H262ZM137 79V78H136ZM151 79V78H150ZM175 79V78H174ZM173 79V80H174ZM183 79V78H182ZM79 80V81H78ZM138 80H139V78H138ZM152 80V79H151ZM196 80H198V79H196ZM201 80H203V79H200V81ZM205 80V79H204ZM204 80L202 81V84L205 86V83H207V81L205 80V83H204ZM221 80V81H220ZM252 80V79H251ZM102 81V80H101ZM136 81V80H135ZM256 81V80H255ZM100 82V81H99ZM103 82V81H102ZM138 82V81H137ZM174 82V81H173ZM199 82V81H198ZM262 82H264V81H262ZM201 83V82H200ZM155 84V85H156ZM187 84V83H186ZM201 84V85H202ZM209 84V83H208ZM207 84V85H208ZM257 84V83H256ZM170 85V84H169ZM173 85V84H172ZM207 85H206V87L204 88L205 90H207L206 88H208L207 87ZM213 85V84H212ZM174 86V85H173ZM188 86V85H187ZM262 86V85H261ZM136 87H137V85H136ZM172 87V86H171ZM189 87V86H188ZM214 87V86H213ZM105 88H102V89H105ZM138 88V87H137ZM136 88V89H137ZM156 88V87H155ZM170 88V87H169ZM106 89V90H107ZM130 89H132V91H130ZM134 89H135V87H134ZM171 89V88H170ZM169 89V90H170ZM190 89V90H189ZM200 89H202V88H200ZM215 89H217V88H215ZM253 89V88H252ZM145 90V89H144ZM176 91H177V89H175ZM180 90V93H182V91ZM191 90L193 91V92H191ZM242 90V91H241ZM250 90V89H249ZM135 91V90H134ZM133 91V92H134ZM175 91V92H176ZM217 91V90H216ZM222 91H224V90H222ZM221 91V93H223ZM245 91V90H244ZM252 91V90H251ZM143 92H145V91H143ZM170 92V91H169ZM172 92H173V90H172ZM178 92V91H177ZM186 92V93H185ZM207 92V91H206ZM205 92V93H206ZM224 92H226L228 95L227 96H229L230 94L228 93L229 91H227V90H225ZM231 92V91H230ZM254 92V91H253ZM252 92V93H253ZM107 92H105V94H106ZM171 93V92H170ZM170 93H168V94H162V96H166V95H169ZM179 93V92H178ZM245 93H247L246 91H245ZM135 94H137V93H135ZM135 94L133 95V96H135ZM146 94V93H145ZM160 94V95H161ZM172 94V93H171ZM174 94V93H173ZM172 94V95H173ZM177 94V93H176ZM203 94H204V92H203ZM203 94H201L202 95V97H203ZM236 94V93H235ZM183 95V94H182ZM181 95V96H182ZM216 95H218V94H216ZM220 95V94H219ZM222 95V94H221ZM231 95H232V93H231ZM243 95H244V92H243ZM238 96L237 95V98L239 97L240 99L242 98V97H244V96ZM249 94H247V96H248ZM144 96V95H143ZM175 96V95H174ZM177 96H178V94H177ZM185 96V97H186ZM207 96V95H206ZM233 96V95H232ZM232 96H230V97H232ZM235 96V95H234ZM251 96V95H250ZM108 97V96H107ZM137 97V96H136ZM138 97H140V96H138ZM144 97H146V96H144ZM169 97V96H168ZM176 97V96H175ZM184 97V96H183ZM197 97V96H196ZM205 97V96H204ZM211 97V96H210ZM212 97H214V96H212ZM225 97V96H224ZM249 97V96H248ZM163 98H165V97H163ZM177 98V97H176ZM176 98H175V100H176ZM237 98H236V100H237ZM238 98V99H239ZM247 98V97H246ZM67 99V98H66ZM72 99V98H71ZM133 99H135V98H133ZM138 98H136V100H137ZM180 99V98H179ZM183 99V98H182ZM206 99H209L208 97L206 98ZM224 99V98H223ZM223 99H221V100H223ZM243 99V98H242ZM254 99V98H253ZM258 99V98H257ZM68 100V99H67ZM146 100V99H145ZM152 100H154V99H152ZM156 100V99H155ZM158 100H160V98L158 99ZM163 100V99H162ZM174 100V99H173ZM174 100V101H175ZM185 100H186V98H185ZM196 100H197V98H196ZM195 100V101H196ZM203 100H205V99H203ZM213 100H215L214 98H213ZM220 100V101H221ZM231 100V99H230ZM245 100V99H244ZM81 101V102H82ZM108 101V100H107ZM133 101V100H132ZM131 101V102H132ZM149 101V100H148ZM208 101V100H207ZM218 101V100H217ZM224 101H225V99H224ZM227 101V100H226ZM222 102V104L221 105H218L219 107H217L218 108V110H217V118H218V120H219V124L221 125V128H223L225 131H232L233 129H234V131H237L238 132V130H235V129H240V130H247V129H245L246 128V125H242V123L240 124L238 121H236V119H234V118H232V115H230V111H231V106L232 105H236V101H234V99H232L231 101H227V102ZM239 101V100H238ZM249 101V100H248ZM67 102V101H66ZM71 102V101H70ZM105 102V101H104ZM131 102H130V104H131ZM134 102V101H133ZM137 102V101H136ZM135 102V103H136ZM142 102V101H141ZM166 102V101H165ZM165 102H163V103H165ZM182 102V101H181ZM183 102H184V100H183ZM197 102V101H196ZM195 102V103H196ZM204 102H206V101H204ZM244 102H246V101H244ZM260 102V101H259ZM79 103V102H78ZM119 103V104H118ZM148 103V102H147ZM186 103V102H185ZM187 103H188V101H187ZM209 103V102H208ZM217 103V102H216ZM72 104V103H71ZM137 104V103H136ZM154 104H156L155 103V101H154ZM153 104V105H154ZM182 104V103H181ZM192 104V103H191ZM212 104V103H211ZM210 104V105H211ZM219 104V103H218ZM246 104V103H245ZM73 105V104H72ZM81 105V104H80ZM104 105H106V104H104ZM143 105V104H142ZM141 105V106H142ZM147 105V104H146ZM162 105V104H161ZM177 105V104H176ZM184 105V104H183ZM186 105V104H185ZM216 105V104H215ZM247 105V104H246ZM256 105V104H255ZM120 106V107H119ZM127 106V105H126ZM136 106V105H135ZM139 106V105H138ZM137 106V107H138ZM148 106H150L149 104H148ZM197 106H198V104H197ZM237 106V105H236ZM235 106V107H236ZM49 107V106H48ZM106 107V106H105ZM134 107V106H133ZM150 107H152V106H150ZM179 107V106H178ZM193 107V106H192ZM244 107V106H243ZM52 108V107H51ZM51 108H50V112H51ZM82 108V107H81ZM124 108V107H123ZM142 108H143V106H142ZM144 108H145V106H144ZM143 108V109H144ZM153 108V107H152ZM183 108H184V106H183ZM187 108V107H186ZM198 107H196V109H197ZM210 108H213V106L211 107L210 106ZM237 108H238V106H237ZM236 108V109H237ZM248 108V107H247ZM262 108V107H261ZM47 109H49V108H47ZM84 109V108H83ZM89 109H88V111H89ZM134 109V108H133ZM252 109V108H251ZM87 110V109H86ZM97 110V109H96ZM92 111H93V109H92ZM135 111H136V109H135ZM137 111H141V107H140V109H137ZM157 111H158V109H157ZM156 111V112H157ZM162 111H163V109H162ZM193 111H195V109L193 108ZM198 111H199V109H198ZM205 111H206V107H205ZM215 111V109L213 108V112ZM47 112V111H46ZM91 112V111H90ZM143 112V111H142ZM155 112V111H154ZM181 112V111H180ZM185 112V111H184ZM190 112V111H189ZM235 112V111H234ZM239 112V111H238ZM52 113H53V111H52ZM60 113V112H59ZM130 113H131V111H130ZM140 112H138V115H140L139 114ZM152 113V112H151ZM175 113V112H174ZM182 113H183V111H182ZM186 113H188V111L186 112ZM244 113V112H243ZM242 113V114H243ZM248 113V112H247ZM246 113V114H247ZM249 113H251L250 111H249ZM248 113V114H249ZM43 114V113H42ZM45 114H47V113H45ZM57 114V113H56ZM93 114V113H92ZM105 114V113H104ZM114 113H112V115H113ZM132 114V113H131ZM144 114V113H143ZM142 114V115H143ZM167 115H168V113H166ZM197 114V113H196ZM195 114V115H196ZM216 114V113H215ZM232 114V113H231ZM236 114V112L234 113V115ZM239 114V113H238ZM238 114H236L235 115V118L237 117V115ZM54 115V114H53ZM98 115H100V114H98ZM152 115V114H151ZM158 115V114H157ZM156 115V116H157ZM161 115V114H160ZM167 115H166V117H167ZM173 115V114H172ZM182 115V114H181ZM185 115V114H184ZM241 115V114H240ZM239 115V116H240ZM256 115V114H255ZM40 116H41V114H40ZM48 116H49V113H48ZM51 117L50 118H52L53 116L52 115H50ZM55 116V115H54ZM57 116V115H56ZM102 116V115H101ZM111 116V115H110ZM131 116H133V115H131ZM130 116V117H131ZM149 116V115H148ZM147 115H146V117H148ZM159 116V115H158ZM186 116H188V115H186ZM194 116V115H193ZM247 116V115H246ZM250 115H248V117H249ZM59 117H61V116H59ZM121 117V116H120ZM120 117H118V118H120ZM143 117H144V115H143ZM142 117V118H143ZM154 117V116H153ZM161 117V116H160ZM163 117H165L164 115H163ZM171 117V116H170ZM46 118H47V115H46ZM98 118V117H97ZM181 118V117H180ZM187 118H189V117H186V119ZM251 118H253V117H251ZM49 119V118H48ZM132 119V118H131ZM131 119H129V120H131ZM137 119V118H136ZM149 119V118H148ZM158 119V118H157ZM183 119V118H182ZM186 119H183V120H181V121H184V125H183V128L182 127H180V128H178L179 129V131L177 132V133H173V132H171L169 129H173V128H170V127H167L168 129H164L165 130V132H164V136H165V138H166V141H167V139H175L176 138V134H178V133H183V136L182 137H184V135L186 136V139L187 138H189L191 135V133H192V135H193V133H196L197 131L196 130H194V129H197L198 128V126H197V128H196V124H195V118L194 119H192V120H186ZM191 119V118H190ZM75 120V119H74ZM78 120V119H77ZM97 120H99V119H97ZM117 120V119H116ZM119 120V119H118ZM134 120V119H133ZM130 121V122H134V121ZM145 120H146V118H145ZM172 120V119H171ZM175 120V119H174ZM173 120V121H174ZM198 120V119H197ZM196 120V121H197ZM240 120V119H239ZM256 120H258V119H256ZM261 120V119H260ZM38 121V120H37ZM52 121V120H51ZM100 121V120H99ZM150 121H151V119H150ZM172 121V122H173ZM180 121V120H179ZM250 121V120H249ZM34 122V123H33ZM50 122V121H49ZM76 122V121H75ZM88 122V121H87ZM115 122H118V121H115ZM129 122V123H130ZM165 122H166V120H165ZM241 122H242V120H241ZM254 122H256V121H254ZM74 123V122H73ZM94 123V122H93ZM51 124V123H50ZM53 124H55V123H53ZM57 124H59V121L57 122ZM87 124V123H86ZM144 125H145V122L143 123ZM246 124H248V122L246 123ZM258 124V123H257ZM18 125H20V126H22V128L20 127V129L18 128V130L19 131H17V133L15 132H13V127L14 126H18ZM52 125V124H51ZM119 125H121V124H119ZM129 125V124H128ZM147 126H148V122H147V124H146ZM145 125V126H146ZM150 125H151V123H150ZM167 125V124H166ZM178 125H180V124H178ZM235 125H237V128H235ZM238 125L240 126V127H238ZM37 126V125H36ZM58 126H62V125H58ZM85 126H87V125H85ZM92 126V125H91ZM116 126V125H115ZM118 126V125H117ZM122 126V125H121ZM134 126H135V124H134ZM146 126V127H147ZM152 126H153V124H152ZM245 126V127H244ZM35 127V126H34ZM41 127V126H40ZM53 127H54V125H53ZM172 127V126H171ZM178 127V126H177ZM62 128V127H61ZM131 128H132V125H131ZM148 128H151L150 126H148ZM154 128V127H153ZM166 128V127H165ZM254 128V127H253ZM12 129V132H10V130ZM39 129H41V128H39ZM133 129V128H132ZM147 129V128H146ZM152 129V128H151ZM151 129H150V131L147 133H144L143 131H141L140 129L137 131V130H135V134L132 136V137H130V138H133L134 137V139H133V142H131L130 140V142L131 143H133V144H131V145H133V146H131V150H132V152L135 154V156H137V157H141V156H143L144 155V153H143V155H141L140 156V154H142L141 152H140V148H138V144L137 143H139V142H145L144 141V139L146 140V144H150L152 141H154L156 138H155V135L151 132ZM174 129H177V128H174ZM177 129V130H178ZM249 129V128H248ZM55 130H57V129H55ZM60 130V129H59ZM120 130V129H119ZM122 130V129H121ZM149 130V129H148ZM163 130V131H164ZM193 130L194 131H196V132H193ZM198 130V129H197ZM61 131V130H60ZM65 131V130H64ZM129 131V130H128ZM127 131V132H128ZM155 131V130H154ZM224 131V132H225ZM230 131V132H231ZM256 131V130H255ZM261 131V130H260ZM29 132V131H28ZM36 132V131H35ZM43 132V131H42ZM51 132V131H50ZM129 132H131V131H129ZM128 132V133H129ZM137 132V133H136ZM176 132V131H175ZM199 132V131H198ZM223 132V133H224ZM230 132H228V134L230 133ZM246 132V131H245ZM250 132V131H249ZM252 132V131H251ZM2 133V132H1ZM11 133H13V134H11ZM125 133V132H124ZM208 133V132H207ZM253 133V132H252ZM257 133H259V132H257ZM38 134V133H37ZM158 135L157 136H159L160 134L159 133H157ZM233 134V133H232ZM235 134V133H234ZM239 134V133H238ZM241 134V133H240ZM255 134V133H254ZM36 135V134H35ZM49 135V134H48ZM128 135V134H127ZM129 135H131V134H129ZM212 135V134H211ZM242 135V134H241ZM250 135H251V133H250ZM250 135H249V137H250ZM257 135V134H256ZM31 136V135H30ZM38 136H40V135H38ZM156 136V137H157ZM161 136V135H160ZM181 136V135H180ZM179 136V137H180ZM196 136V135H195ZM213 136V135H212ZM235 136H236V134H235ZM28 137V136H27ZM32 137V136H31ZM34 137V136H33ZM37 137V136H36ZM48 137V136H47ZM50 137V136H49ZM81 137V136H80ZM239 137H241V136H239ZM246 137V136H245ZM260 137H262V136H260ZM259 136H257V138L259 139L260 138ZM87 138V137H86ZM129 138V139H130ZM185 138V137H184ZM183 138V139H184ZM212 138V137H211ZM235 138V137H234ZM257 138H255V139H257ZM88 139V138H87ZM87 139H86V142L85 143H90L89 141L87 142ZM194 139V138H193ZM224 139V138H223ZM226 139H227V137H226ZM251 139V138H250ZM257 139V140H258ZM36 140V139H35ZM106 140V139H105ZM125 140V139H124ZM128 140V139H127ZM132 140V139H131ZM142 140V141H141ZM157 140V139H156ZM155 140V141H156ZM161 140V139H160ZM177 140H178V137H177ZM177 140H175V142L174 143H176V141ZM185 140V139H184ZM189 140V139H188ZM229 141H230V144H231V146H232V142L234 141H232V139H228ZM1 141V140H0ZM41 141V140H40ZM74 141H76V140H74ZM107 141V140H106ZM158 141V140H157ZM174 141V140H173ZM173 141H170L171 143L173 142ZM178 141H180V140H178ZM255 141V140H254ZM262 141H264V140H262ZM77 142V141H76ZM104 142V141H103ZM126 142H128V141H126ZM227 142V141H226ZM260 143L259 144H261V138H260V141H259ZM1 143V142H0ZM97 143V142H96ZM129 143V142H128ZM158 143V142H157ZM189 143V142H188ZM45 144V143H44ZM78 144V143H77ZM109 144V143H108ZM182 144H185L184 142L182 143ZM192 144V143H191ZM217 144V143H216ZM235 144V143H234ZM262 144H264V142H262ZM9 145V144H8ZM36 145H38V144H36ZM158 145V144H157ZM172 145V144H171ZM177 145H179V144H177ZM176 145V146H177ZM181 145V144H180ZM188 145H190V144H188ZM215 145V144H214ZM12 146V145H11ZM17 146V145H16ZM79 146H83V145H79ZM89 146V147H88ZM88 149H87V151H85L84 152V149H82V148H80V147H78V149L75 151V153H74V155H76L77 157L79 156V162H81V161H83V160H88V161H92V162H94V164L93 165H91V166H89V167H86V168H84L83 170L81 169V170H78V169H70V167H68L66 170L68 171V172H70V174L69 173H67L66 172V174H68V175H70L71 176V174L73 175V179H71V178H68L67 176H66V181L67 180H70L71 179V181H72V183L73 182H75V181H77V180H75L76 179V177L74 176V175H79V176H81L83 179V182H81V181H79L78 180V183H79V186H81L80 188H84V186H83V183H84V179H91V177L92 176H90V175H87L88 173H90V172H92V171H103L102 170V166L103 165H109V166H111V165H113V164H121V163H119L120 161H119V159H118V157L116 158L115 156H110L109 155V153L112 151V149H113V146H111V145H105V144H102V145H98V144H93V145H91V144H88ZM130 146V145H129ZM140 146V145H139ZM175 146V145H174ZM182 147H183V145H181ZM230 146V145H229ZM259 147H261L260 145H258ZM6 147H9V146H6ZM15 147V146H14ZM14 147H13V149H14ZM30 147V146H29ZM40 147H41V144H40ZM170 147V146H169ZM169 147H167V145H165V144H161L159 147H157V151H159L158 153H156V151L155 152H153V150L152 149H155L156 148V145H155V148L153 147V148H151V150L149 151V154L150 155H157V156H159L160 158H159V162H156L155 163V161L153 162V163H149V162H147V160L146 161H144V160H131V159H133V158H131V159H128V162H126V164H128V165H125V166H128V167H132V166H139L140 168H141V170H143L145 173H147V175H148V178L147 179H149L150 178V173L148 174V172H150V170H152V168L153 167H155V166H161V165H163V164H165V163H167V161H171V160H176V161H179L180 159H182V158H185V155L186 154H188L187 152L188 151H185V150H183V152H176V150H175V152H173V151H170L169 150ZM177 147H179V146H177ZM239 147V146H238ZM4 148H3V152L4 151H6V149L4 150ZM12 148V147H11ZM18 148H20L19 146H18ZM44 148H45V146H44ZM43 148V149H44ZM53 149H54V147H52ZM74 148V147H73ZM76 148V147H75ZM143 148V147H142ZM186 148V147H185ZM233 148H235L234 147V145H233ZM12 149V150H13ZM16 150H17V147L15 148ZM20 149H22V148H20ZM64 149H65V147H64ZM67 149V148H66ZM130 149V148H129ZM173 149V148H172ZM175 149H176V147H175ZM178 149V148H177ZM179 149H180V151H181V148L179 147ZM184 149V148H183ZM211 149V148H210ZM209 149V150H210ZM238 149L239 148H237V146H236V148L234 149L235 151H237V152H239L238 151ZM47 150V149H46ZM62 150H63V148H62ZM71 150V149H70ZM127 150V149H126ZM174 150V149H173ZM188 150V149H187ZM195 150V149H194ZM223 150V149H222ZM244 150V149H243ZM258 150V149H257ZM14 151V150H13ZM18 151V150H17ZM24 151H21V153H23ZM123 151V150H122ZM191 151V150H190ZM242 151V150H241ZM240 151V152H241ZM247 151V150H246ZM1 152V151H0ZM15 152V151H14ZM50 152V151H49ZM195 152V151H194ZM200 152V151H199ZM202 152V151H201ZM210 152V151H209ZM214 151H212V153H213ZM216 152H218V151H216ZM239 152V153H240ZM245 152V151H244ZM243 152V156L245 155V153ZM2 153V152H1ZM0 153V154H1ZM63 153V152H62ZM124 153V152H123ZM147 153V152H146ZM192 153V152H191ZM203 153V152H202ZM227 153V152H226ZM249 153V152H248ZM5 154H7V153H5ZM29 154V153H28ZM198 154H200V153H198ZM211 154V153H210ZM241 155H242V153H240ZM240 154H237V155H240ZM247 154V153H246ZM255 154V153H254ZM262 154H264V152H262ZM4 155V154H3ZM8 155H9V153H8ZM40 155V154H39ZM112 155V154H111ZM113 155H115V154H113ZM128 155V154H127ZM191 155V154H190ZM197 155V154H196ZM201 155V154H200ZM211 155H213V154H211ZM217 155H219V152H218V154ZM230 155V154H229ZM248 155V154H247ZM13 156V155H12ZM31 156V155H30ZM38 156V155H37ZM66 156V155H65ZM65 156H64V158H65ZM67 156H69V155H67ZM71 156V155H70ZM134 156V155H133ZM198 156V155H197ZM214 156V155H213ZM213 156H212V158H213ZM220 156H221V154H220ZM6 157H8V156H6ZM18 157H20V156H18ZM26 157V156H25ZM145 157V156H144ZM190 157V156H189ZM188 157V158H189ZM199 157V156H198ZM219 157V156H218ZM217 157V158H218ZM230 157H232V155L230 156ZM238 157V156H237ZM248 157V156H247ZM252 157V156H251ZM250 157V158H251ZM3 158H4V156H3ZM24 158V157H23ZM29 157H27V159H28ZM52 158V157H51ZM68 159H69V157H67ZM66 158V159H67ZM73 158H74V156H73ZM186 158H187V155H186ZM187 158V159H188ZM210 158V157H209ZM216 158V159H217ZM249 158V157H248ZM247 158V159H248ZM249 158V159H250ZM26 159V158H25ZM26 159V160H27ZM50 159V158H49ZM55 159V158H54ZM77 159V158H76ZM143 159V158H142ZM153 159V158H152ZM211 159V158H210ZM214 159V158H213ZM220 159V158H219ZM228 159V158H227ZM245 159V158H244ZM253 159V158H252ZM258 159V158H257ZM1 160V159H0ZM17 160H19V158L18 159H16V162H17ZM65 160V159H64ZM71 160V158L69 159V161ZM149 160V159H148ZM200 160H202L201 158H200ZM251 160V159H250ZM5 161H6V159H5ZM73 161V160H72ZM125 161H127L126 160V158H125ZM156 161H158V160H156ZM175 161V162H176ZM182 161H183V159H182ZM212 161V160H211ZM255 161V160H254ZM15 162V161H14ZM66 162V161H65ZM78 162V163H79ZM84 162V161H83ZM92 162H90V163H92ZM189 162V161H188ZM208 162V161H207ZM231 162V161H230ZM250 162V161H249ZM248 162V163H249ZM5 163V162H4ZM18 163V162H17ZM50 163V162H49ZM69 163H71V162H69ZM78 163L76 164V165H78ZM170 163V162H169ZM179 163V162H178ZM199 163H200V161H199ZM206 163V162H205ZM212 163V162H211ZM244 163V162H243ZM8 164V163H7ZM24 164V163H23ZM28 164V163H27ZM38 164V163H37ZM83 164V163H82ZM122 164H124V163H122ZM210 164V163H209ZM213 164H215V163H213ZM229 164V163H228ZM240 164V163H239ZM256 164H257V161H256ZM31 165V164H30ZM41 165V164H40ZM80 165V164H79ZM115 165H113L114 166V169H115ZM249 165V164H248ZM27 166V168L29 167L28 165H26ZM35 166V165H34ZM43 166V165H42ZM51 166V165H50ZM53 166V165H52ZM85 166H87V165H85ZM84 166V167H85ZM117 166H119V165H117ZM124 166V167H125ZM177 167H178V165H176ZM188 166H190V165H188ZM205 166V165H204ZM206 166H207V164H206ZM209 166V165H208ZM217 166V165H216ZM215 166V167H216ZM249 166H251V165H249ZM253 166V165H252ZM255 166V165H254ZM259 166H260V164H259ZM64 167H67V166H64ZM79 167V166H78ZM82 167V166H81ZM80 167V168H81ZM194 167V166H193ZM193 167L192 166H190V167H188V170H187V168L185 169V171H189L190 173H191V170L193 169ZM213 166L211 165V167L210 168H212ZM234 167H235V165H234ZM242 167V166H241ZM25 168V167H24ZM26 168V169H27ZM33 168V167H32ZM40 168H42V167H40ZM45 168V167H44ZM53 168V167H52ZM77 168V167H76ZM120 168V167H119ZM127 168V167H126ZM133 168V167H132ZM165 168V167H164ZM179 168V167H178ZM198 168V167H197ZM208 168V167H207ZM217 168V167H216ZM215 168V169H216ZM250 168V167H249ZM256 168H259V167H257L256 166ZM21 169V168H20ZM26 169H25V171H26ZM30 169V168H29ZM50 169V168H49ZM70 169V170H69ZM114 169H112V170H114ZM227 169H229V166L227 167ZM40 170H42V169H40ZM64 170V169H63ZM77 170V171H76ZM110 170V169H109ZM123 170V169H122ZM137 170H139L138 168L136 169V171ZM172 170V169H171ZM193 170H196V169H193ZM198 170V169H197ZM213 170V169H212ZM211 170V171H212ZM235 170V169H234ZM260 170V169H259ZM18 171V170H17ZM21 171V170H20ZM54 171V170H53ZM57 171V170H56ZM61 171V170H60ZM89 171V172H88ZM123 171H125V170H123ZM169 171V170H168ZM215 171V170H214ZM213 171V172H214ZM217 171V170H216ZM251 171V170H250ZM14 172V171H13ZM13 172H12V174H13ZM23 172H24V169H23ZM34 172V171H33ZM38 172L39 171H37V175H38ZM59 172V171H58ZM63 172H65V170L63 171ZM88 172V173H87ZM165 172L167 173V171L165 170ZM202 172H203V170H202ZM259 172H261V171H259ZM43 173V172H42ZM46 173V172H45ZM53 173V172H52ZM57 173V172H56ZM77 173V174H76ZM104 173V172H103ZM137 173H138V171H137ZM140 173V172H139ZM156 173H158V172H156ZM160 173V172H159ZM197 173V172H196ZM199 173V172H198ZM20 174V173H19ZM28 174V173H27ZM94 174H95V172H94ZM105 174V173H104ZM153 173H151V175H152ZM195 174V173H194ZM211 175H214V174H212V173H210ZM209 174V175H210ZM54 175H56V174H54ZM54 175H52V176H54ZM139 175V174H138ZM143 175V174H142ZM164 175V174H163ZM197 175V174H196ZM201 175V174H200ZM262 175H264V174H262ZM25 176H27V175H25ZM32 176H34V175H32ZM46 176H49V175H47L46 174ZM45 176V177H46ZM52 176H50V177H52ZM87 176V177H86ZM90 176V177H89ZM141 176V175H140ZM140 176H139V178H140ZM145 176V175H144ZM154 176H155V174H154ZM158 176V175H157ZM173 175H171V177H172ZM227 176V175H226ZM231 176V175H230ZM233 176H234V173H233ZM2 177V176H1ZM24 177V176H23ZM95 177V176H94ZM122 177V176H121ZM136 177V176H135ZM147 177V176H146ZM151 177H153V175L151 176ZM173 177H175V176H173ZM31 178V177H30ZM37 178V177H36ZM48 178V177H47ZM62 178V177H61ZM114 178V177H113ZM138 178V179H139ZM159 178V177H158ZM161 178V177H160ZM191 178V177H190ZM213 178V177H212ZM224 178V177H223ZM226 178V177H225ZM227 178H229V176L227 177ZM231 178H233V177H231ZM34 179V178H33ZM118 178H116V180H117ZM127 179H130V180H133L134 181V179H132V178H129V177H127V178H121L120 179V181L119 182H117V183H115L114 184V187L112 188V189H116L117 191H116V197H118V199H119V197H120V200H116V202L118 203H116L117 204V206H116V208H118V210L120 211H122V214H123V212L124 213H126V212H128L129 214L131 213V214H148L149 215V218H148V216H147V218L148 219H150L149 221L152 223V227H153V229H154V233L152 234L153 236H151L150 234L153 232H151L149 235L152 237H150L151 239H153V237H154V239H155V241L157 240V241H160V243H161V238H166V237H168L167 235H168V233L170 232V234H174V236H175V238L177 239V241H178V244L176 245V247H170V249H166V248H164L165 249V251H164V253L163 254H160V255H164V256H166V257H170L171 258V260L172 259H174V260H178V261H181V262H187V261H190L191 259H193V258H196L195 259V261L196 260H198V261H200L201 262V264H210V262L211 261H214V260H217L218 259V257H219V254L217 253V251H216V246L214 245V246H212L213 245V243H212V245H211V247L210 246H208V245H206V241H207V239L209 238V236H207L208 238L205 240V238H204V233H205V231H208L210 228H211V225L212 224H210V222L211 223H213L212 221H209V219L210 218H213V217H210L209 219H208V217L206 216V214H204L200 209H199V211L198 212H196L195 210L193 211V208H192V205H191V199H192V197H191V195L193 194H191L189 191L188 192H182L181 193V197L179 198V197H177V196H175V195H169L170 194V190H165V188L163 187V189H162V186L161 187H157V188H155V186L153 187V183H151V185H150V182L148 181L146 184H148L149 183V186L148 185H146L147 187L145 188V187H143V188H141L140 186V188H135V190H134V192L136 193L135 194V196H133V194H132V196L130 197H125V196H128L126 193H128L129 191H127L126 192V190H125V192H124V190H123V192L126 194H124V193H121L120 191H119V189H121L122 187H124L125 186V182L127 181ZM137 179V178H136ZM184 179V178H183ZM186 179V178H185ZM184 179V180H185ZM197 179V178H196ZM43 180V179H42ZM81 180V179H80ZM98 180V179H97ZM156 179H154V181H155ZM176 180V179H175ZM187 180V179H186ZM213 180V179H212ZM211 180V181H212ZM224 180V179H223ZM27 181H28V179H27ZM87 182L89 181V180H86ZM99 181V180H98ZM109 181H111V180H109ZM118 181V180H117ZM136 181V180H135ZM134 181V182H135ZM139 180H137V182H138ZM145 181V180H144ZM164 181V180H163ZM168 181V180H167ZM189 181V180H188ZM191 181V180H190ZM210 181V182H211ZM228 181H229V179H228ZM34 182V181H33ZM55 182V181H54ZM63 182V180L61 181V183ZM90 186L92 187V185H94V181L93 180H90ZM112 182V181H111ZM159 182V181H158ZM157 182V183H158ZM172 181H170V183H171ZM193 182V181H192ZM199 182H200V179H199ZM199 182H197V184L199 185ZM224 182V181H223ZM26 183V182H25ZM57 183V182H56ZM71 183V182H70ZM96 183V182H95ZM102 183V182H101ZM105 183V182H104ZM160 183V182H159ZM166 183V182H165ZM167 183H169V182H167ZM173 183H175V182H173ZM182 183V182H181ZM191 183V182H190ZM233 183H234V181H233ZM236 183V182H235ZM28 184V183H27ZM107 184V183H106ZM140 184H143V182L142 183H140ZM184 184H185V182H184ZM188 183H187V181H186V185H187ZM224 184H225V182H224ZM237 184V183H236ZM24 185V184H23ZM73 185H74V183H73ZM138 185V184H137ZM144 185V184H143ZM169 185V184H168ZM182 185V184H181ZM180 185V186H181ZM185 185V186H186ZM188 185H190V184H188ZM249 185V184H248ZM252 185V184H251ZM259 185V184H258ZM257 185V186H258ZM54 186V185H53ZM75 186H77V185H75ZM90 186H88V187H90ZM87 187V188H88ZM106 187V186H105ZM136 187V186H135ZM169 187V186H168ZM172 187V186H171ZM170 187V188H171ZM174 187H175V184H174ZM194 187V186H193ZM199 187V186H198ZM224 187V186H223ZM226 187V189H224V193L227 195V205L224 207V209H225V212H226V214L228 215V213H230L229 214V216L226 218V220L223 222L224 223V226L222 225V227H225V231H226V234H228V237H229V235H230V233H231V225H232V223H231V221H233L232 220V218H233V216H234V210H235V207H236V205H237V202H239V205H240V201H239V199H237L236 200V196H235V193L233 192L234 190H233V188L229 185V184H227V186H225ZM248 187V186H247ZM21 188V187H20ZM78 188V187H77ZM87 188H84V189H87ZM97 188V187H96ZM110 188V187H109ZM169 188V189H170ZM177 188H179L178 186H177ZM183 188H184V186H183ZM187 188V190H188V188H190V187H186ZM255 188V187H254ZM88 189H90V188H88ZM127 189V188H126ZM172 189V188H171ZM175 189V188H174ZM185 189V188H184ZM191 189V188H190ZM249 189V188H248ZM74 190V189H73ZM80 190H82L83 191V189H79V191ZM180 190H182V189H180ZM186 190V191H187ZM196 190V189H195ZM194 190V191H195ZM254 190V189H253ZM27 191V190H26ZM23 188H21L19 191H18V193H19V195H18V197H20V198H22L23 197V199L22 200H27V198H28V195H27V192H26ZM68 191V190H67ZM86 192H88V190H85ZM90 191V190H89ZM94 191V190H93ZM98 191V190H97ZM104 191H106V190H104ZM108 191V190H107ZM107 191H106V193H107ZM133 191V190H132ZM146 191V192H145ZM173 191H175V190H173ZM3 192V191H2ZM14 192V191H13ZM101 192V191H100ZM112 192V191H111ZM177 192H179V191H177ZM206 192H208V191H206ZM247 192H248V190H247ZM6 193V192H5ZM15 193H17V192H15ZM17 193V194H18ZM80 193V192H79ZM102 193H104V192H102ZM108 193H110V191H108ZM107 193V194H108ZM113 193H115V192H113ZM130 193V192H129ZM128 193V194H129ZM173 193V192H172ZM180 193V192H179ZM178 193V194H179ZM13 194V193H12ZM78 194V193H77ZM91 194V193H90ZM101 194V193H100ZM177 194V193H176ZM217 194V193H216ZM240 194V193H239ZM72 195V194H71ZM93 195V194H92ZM103 195V194H102ZM105 195V194H104ZM111 195H113V194H111ZM125 195V196H124ZM129 195H131V194H129ZM203 195H204V193H203ZM212 195V194H211ZM210 195V196H211ZM241 195V194H240ZM244 195V194H243ZM249 195V194H248ZM34 196V195H33ZM84 196V195H83ZM114 196V197H115ZM179 196H180V194H179ZM194 196V195H193ZM205 196V195H204ZM220 196V195H219ZM4 197H6V196H4ZM103 197V196H102ZM107 197V196H106ZM111 197V196H110ZM203 197V196H202ZM207 197V196H206ZM221 197V196H220ZM257 197V196H256ZM16 198V197H15ZM14 198V199H15ZM36 198V197H35ZM75 198V197H74ZM196 198V197H195ZM31 199V198H30ZM95 199V198H94ZM222 199V198H221ZM103 200V199H102ZM109 200V199H108ZM112 200H113V198H112ZM194 200H196V199H194ZM193 200V201H194ZM199 200V199H198ZM207 200V199H206ZM242 200V199H241ZM28 201V200H27ZM101 201V200H100ZM208 201V200H207ZM221 201V200H220ZM4 202V201H3ZM20 202V201H19ZM196 202H197V200H196ZM195 202V203H196ZM205 202V201H204ZM83 203V202H82ZM101 203V202H100ZM4 204V203H3ZM110 204V203H109ZM204 204V203H203ZM205 204H206V202H205ZM209 204V203H208ZM222 204V203H221ZM9 205V204H8ZM102 205V204H101ZM111 205V204H110ZM31 206V205H30ZM108 206V205H107ZM195 206V205H194ZM217 206V205H216ZM222 206H223V204H222ZM241 206V205H240ZM113 207V206H112ZM204 207V206H203ZM205 207H206V205H205ZM204 207V208H205ZM238 207V206H237ZM33 208V207H32ZM213 208V207H212ZM217 208V207H216ZM223 208V207H222ZM239 208V207H238ZM6 209V208H5ZM208 209H209V207H208ZM240 209V208H239ZM251 209V208H250ZM109 210V209H108ZM118 210H117V212H118ZM198 210V209H197ZM210 210H211V208H210ZM215 210V209H214ZM213 211V210H212ZM113 212H115V211H113ZM108 213V212H107ZM210 213V212H209ZM214 213H215V211H214ZM221 213H222V211H221ZM220 213V214H221ZM2 214V213H1ZM118 214V213H117ZM116 214V215H117ZM213 214V213H212ZM113 215V214H112ZM124 215V214H123ZM19 216V215H18ZM59 216V215H58ZM145 216V215H144ZM237 216V215H236ZM133 217H135V215L133 216ZM139 217V216H138ZM143 217V216H142ZM28 218V217H27ZM141 218V217H140ZM139 218V219H140ZM225 218V217H224ZM20 219V218H19ZM194 219L195 220H197V222H198V228H200L201 229V233L200 232H192V229H191V223H192V221H194ZM24 220V219H23ZM61 220V219H60ZM143 220H145V218H143ZM215 219H213V221H214ZM257 221V220H256ZM261 221H262V219H261ZM141 222V221H140ZM145 222V221H144ZM217 222H218V220H217ZM252 222V221H251ZM254 222V221H253ZM19 223H21V222H19ZM150 223V224H151ZM260 223V222H259ZM258 223V224H259ZM23 224V223H22ZM147 224V223H146ZM146 224H145V226H146ZM254 224H256V223H254ZM257 224V225H258ZM26 224H24V226H25ZM43 225V224H42ZM214 225V224H213ZM216 225V224H215ZM142 226V225H141ZM251 226H252V224H251ZM254 226V225H253ZM262 226H264V224H262ZM28 228L30 227L29 225L27 226ZM46 227H48V226H46ZM193 227V226H192ZM260 227V226H259ZM259 227H257V228H259ZM27 228V229H28ZM33 228H34V225H33ZM102 228V227H101ZM107 228V227H106ZM110 228H111V226H110ZM109 228V229H110ZM214 228H215V226H214ZM17 229V228H16ZM15 229V230H16ZM43 229V228H42ZM140 229V228H139ZM146 229H147V227H146ZM221 229V228H220ZM253 229V228H252ZM256 229V228H255ZM55 230V229H54ZM141 230V229H140ZM199 230V229H198ZM211 230H213V229H211ZM258 230V229H257ZM31 231V230H30ZM106 231V230H105ZM139 231V230H138ZM137 231V232H138ZM261 231V232H260ZM259 232H260V240L262 239V240H264V231H262V229L260 230ZM107 232H109V231H107ZM124 232H127V231H124ZM135 232V231H134ZM5 233V232H4ZM214 233V232H213ZM0 234H1V232H0ZM3 234V233H2ZM7 234V233H6ZM107 234V233H106ZM124 234V233H123ZM138 234V233H137ZM141 234V233H140ZM143 234V233H142ZM4 235V234H3ZM105 235V234H104ZM110 235V234H109ZM130 235V234H129ZM131 235H132V233H131ZM134 235V234H133ZM136 235V234H135ZM105 236H107V235H105ZM116 236V235H115ZM117 236H119V235H117ZM137 236V235H136ZM172 236V235H171ZM224 236H226V235H224ZM232 235H230V237H231ZM120 237H121V235H120ZM143 237V236H142ZM146 237V236H145ZM234 237V236H233ZM0 238H1V235H0ZM5 238H6V236H5ZM10 238V237H9ZM11 238H13V237H11ZM33 238V237H32ZM127 238H130V237H127ZM133 238V237H132ZM140 238V237H139ZM149 238V239H150ZM225 238V237H224ZM26 239V238H25ZM138 239V238H137ZM136 239V240H137ZM153 239V240H154ZM172 239V238H171ZM235 239V238H234ZM259 239V238H258ZM1 240V239H0ZM17 240V239H16ZM56 241H57V239H55ZM54 240V241H55ZM61 240V239H60ZM121 240V239H120ZM135 240V241H136ZM143 240V239H142ZM152 240V241H153ZM164 240V239H163ZM228 240V239H227ZM13 241H15V240H13ZM64 241V240H63ZM138 241H139V239H138ZM151 241V242H152ZM172 241V240H171ZM57 242H59V241H57ZM56 242V243H57ZM133 242V241H132ZM148 243H146V239H145V242L143 241V243H141V242H139V244L141 245V246H139V252H141L142 253V255H144V257L143 258H146L145 256L146 255H148L147 254V251L149 252L150 250H152L153 251V249L155 250V248H151L150 247V244H149V240L147 241ZM175 242V241H174ZM231 242V241H230ZM233 242V241H232ZM13 243V242H12ZM15 243V242H14ZM18 243H19V246L21 247V245H22V241L21 240H19L18 241ZM136 243V242H135ZM164 243V242H163ZM58 244H60V243H58ZM165 244H166V242H165ZM197 244H199V246L197 245ZM215 244V243H214ZM229 244V243H228ZM1 245V244H0ZM17 245V244H16ZM136 245V244H135ZM157 245H158V243H157ZM193 245H197L198 246V250L196 251V252H190L191 250L192 251H194V250H196V249H191V248H195V247H193ZM216 245H217V243H216ZM18 246V247H19ZM154 246V245H153ZM173 246V245H172ZM225 246V245H224ZM27 247V246H26ZM158 247H160V246H158ZM157 247V248H158ZM151 248V249H150ZM156 248V249H157ZM220 248V247H219ZM21 249V248H20ZM40 249H42V248H40ZM23 250H24V247H23ZM249 250V249H248ZM26 251V250H25ZM219 252L220 251H222V250H218ZM62 252V251H61ZM138 252V253H139ZM151 252V251H150ZM161 252H163V249H162V251ZM35 253V252H34ZM66 253V252H65ZM64 253V254H65ZM156 253V252H155ZM189 253H193V254H189ZM221 253H223V252H221ZM63 254V253H62ZM137 254V253H136ZM68 255V254H67ZM141 255V256H142ZM154 255V254H153ZM222 255V254H221ZM220 255V256H221ZM35 256V255H34ZM33 256V257H34ZM42 256V255H41ZM149 256H150V254H149ZM246 256V255H245ZM23 257V256H22ZM28 256L26 255V258H27ZM36 257V256H35ZM43 257H44V255H43ZM166 257H165V259H166ZM26 258H24L23 260L25 261V259ZM46 258V257H45ZM129 258V257H128ZM142 258V259H143ZM162 258V257H161ZM250 258V257H249ZM66 259V258H65ZM79 259H81V258H79ZM140 259H141V257H140ZM43 260V259H42ZM71 260V259H70ZM147 260H149V259H147ZM194 260V259H193ZM254 260V259H253ZM131 261V260H130ZM149 261H151V260H149ZM153 261V260H152ZM219 261H220V258H219ZM223 261V260H222ZM249 261H250V259H249ZM144 263H145V261H143ZM167 261H165V263H166ZM172 262V261H171ZM181 262H179V263H181ZM24 263V262H23ZM33 263V262H32ZM164 263V262H163ZM177 263V262H176ZM79 264V263H78ZM138 264V263H137ZM150 264V263H149ZM152 264V263H151ZM159 264V263H158ZM175 264V263H174ZM212 264V263H211ZM256 264V263H255ZM257 264H260V263H257ZM262 264V263H261Z\"/></svg>","mask_w":264,"mask_h":264}]
</instances>
